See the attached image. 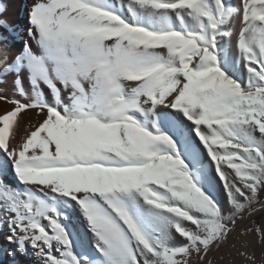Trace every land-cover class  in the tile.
<instances>
[{
	"label": "snow or ice",
	"instance_id": "obj_1",
	"mask_svg": "<svg viewBox=\"0 0 264 264\" xmlns=\"http://www.w3.org/2000/svg\"><path fill=\"white\" fill-rule=\"evenodd\" d=\"M10 2L0 264H264V0Z\"/></svg>",
	"mask_w": 264,
	"mask_h": 264
},
{
	"label": "rangeland",
	"instance_id": "obj_2",
	"mask_svg": "<svg viewBox=\"0 0 264 264\" xmlns=\"http://www.w3.org/2000/svg\"><path fill=\"white\" fill-rule=\"evenodd\" d=\"M35 120H36V116L32 112H28L27 114L24 115L25 122H28V121L35 122ZM22 127H23V124H22ZM252 239H253V245L250 251L255 252L256 262L257 264H260L262 249L260 245L255 243V238H252ZM229 252H232L234 254L235 250L228 247V248L221 249V251L219 252H216L215 253V264H228V261L232 258L228 255ZM220 257H224V259H220ZM237 264H240L238 257H237Z\"/></svg>",
	"mask_w": 264,
	"mask_h": 264
},
{
	"label": "bare ground",
	"instance_id": "obj_3",
	"mask_svg": "<svg viewBox=\"0 0 264 264\" xmlns=\"http://www.w3.org/2000/svg\"><path fill=\"white\" fill-rule=\"evenodd\" d=\"M6 2H7V0H6ZM23 3H24V0H11L10 5H9V15L13 19L17 18L18 11H19V15L21 17L24 16V12L22 10ZM4 94L10 96L11 90L8 89ZM10 108H11L10 104H7V103L0 101V113H2L5 109H10Z\"/></svg>",
	"mask_w": 264,
	"mask_h": 264
}]
</instances>
